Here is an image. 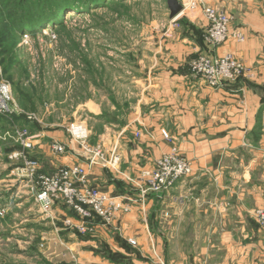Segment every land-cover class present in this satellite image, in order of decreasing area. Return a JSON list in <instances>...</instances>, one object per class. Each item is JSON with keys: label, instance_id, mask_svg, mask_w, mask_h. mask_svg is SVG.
<instances>
[{"label": "crops", "instance_id": "obj_1", "mask_svg": "<svg viewBox=\"0 0 264 264\" xmlns=\"http://www.w3.org/2000/svg\"><path fill=\"white\" fill-rule=\"evenodd\" d=\"M211 2L229 15L231 29L244 36L242 42H226L215 54L233 55L249 70L248 76L223 89L207 87L192 77L185 63L208 55L202 37L206 22L199 18L190 23L196 32L187 29L178 34L174 45L166 48L169 52L155 57L147 73L132 77L145 86L136 98L133 119L116 126L103 114L94 116L106 121L104 132L117 130L109 140L108 133L99 135L96 143L106 152L118 148L123 177L116 178L106 168L94 166L88 179L110 194L124 192L135 201L137 190L127 180L150 169L153 161L170 152L172 146L188 161L191 172L166 194L136 202L129 214L113 224L123 230L134 229L131 234L119 236L114 228H100L99 237L81 239L78 245L103 243L113 253L125 256L123 264H149L153 240L165 241L171 236L174 247L164 243L157 251L165 264H264V231L252 219V212L264 206V0ZM136 130L148 135L137 139ZM162 131L169 140L163 138ZM66 136L56 126L38 127L33 150L40 152L34 158L41 165V173L81 162L76 149L60 156L50 150L52 140L67 143ZM152 202L148 217L155 213L156 220L160 208L172 209L163 221L171 229L158 237L152 235L153 230L148 231L145 221ZM138 219L144 231L133 237ZM129 239L137 247L125 249L123 244L128 246ZM84 255L89 264H115L93 252ZM169 255L174 258L168 259Z\"/></svg>", "mask_w": 264, "mask_h": 264}, {"label": "rangeland", "instance_id": "obj_2", "mask_svg": "<svg viewBox=\"0 0 264 264\" xmlns=\"http://www.w3.org/2000/svg\"><path fill=\"white\" fill-rule=\"evenodd\" d=\"M36 2L0 0V82L10 85L16 109L10 121L0 117V206L6 209L0 215V264H89L84 254L94 253L99 243L95 247L78 245L85 235L62 224L64 215L69 216L67 212L57 206L51 214H43L36 209L33 200L24 195V190L16 195L15 187H10L8 181L11 179L6 177L16 167H21L20 162L8 160V156L20 148L11 131L24 127L37 136V128L43 125L46 128L56 126L66 134V128L75 121L84 122L91 129V144H98V136L103 133H108L109 140L117 130L109 128L104 132L102 127L106 121L94 116L103 114L105 120L114 121L116 126L133 119L136 98L145 86L144 82L132 77L147 73L155 57L158 59L169 52L166 48L174 45L177 35L184 34L191 20L199 18L184 14L171 22L165 0H126L114 6L91 9L88 13L70 11L63 15L62 26L52 30L46 25L30 34L29 28H19V21L32 14L27 7ZM70 13L75 15L67 18ZM205 32L206 27L203 40ZM197 57L185 63L192 77L189 64ZM27 117L31 119L26 120ZM6 132H11V136H4ZM141 134L148 135L144 130H136L135 138L139 139ZM162 136L169 140L166 131H162ZM173 149L179 155L175 146ZM38 153L32 149L28 155L31 158L39 156ZM35 172L47 175L53 171L41 173V165L37 162ZM140 172L130 179H138ZM119 173H114L116 178L123 177L121 165ZM153 205L152 202L146 210L145 221L148 231L153 230L152 235L158 237L171 229L163 221L171 215L172 209L169 206L160 208L156 220L153 212L151 218L148 217ZM253 212L252 219L264 231ZM126 215L119 216L118 220ZM141 221L138 219L133 237L144 231ZM112 228L119 236L134 230H123L121 226H106L101 230ZM97 233L94 239L99 237ZM166 238L165 241L154 238L153 259H148L147 263L165 264L163 255L157 251L164 243L174 247L173 238ZM131 247H137L136 242ZM169 258L173 259L174 255Z\"/></svg>", "mask_w": 264, "mask_h": 264}, {"label": "built area", "instance_id": "obj_3", "mask_svg": "<svg viewBox=\"0 0 264 264\" xmlns=\"http://www.w3.org/2000/svg\"><path fill=\"white\" fill-rule=\"evenodd\" d=\"M182 12L189 17L203 18L206 22L204 43L208 55H199L189 64L192 74L208 87L223 89L228 83H234L241 76H248L249 70L240 60L231 54L219 57L216 49L226 42L244 41V36L238 30L231 29V18L228 14L214 7L211 0H179ZM12 104L10 85L0 82V117L6 120L16 115L15 105ZM27 117L26 120H30ZM19 150L8 156L10 161L20 162L6 178L11 179L10 187H15L16 195L24 190V195L30 197L36 209L41 213L51 214L57 206L61 210L72 212L74 216L64 215L62 224L67 228L86 234L96 227L114 226L119 216L131 212L136 202L143 203L151 195H163L176 184L182 182L191 172L188 161L180 157L173 149L164 156L154 160L152 167L140 172L138 179H128L137 190L138 198L132 200L125 195H113L94 187L89 172L94 166H101L113 173H119L120 154L115 146L106 152L101 144L90 143V128L84 122H72L66 128L68 142L52 140L49 148L55 156L65 155L76 149L81 162L70 166H58L51 174H36L37 162L31 159L28 152L34 148L35 136L27 128H14L12 131ZM11 132L4 136L10 137ZM164 134V138L167 135ZM137 136H140L139 134ZM1 139V138H0ZM0 206V215L5 212ZM68 213V212H67ZM255 220L264 227V206L253 212ZM131 245L135 242L128 240Z\"/></svg>", "mask_w": 264, "mask_h": 264}, {"label": "trees", "instance_id": "obj_4", "mask_svg": "<svg viewBox=\"0 0 264 264\" xmlns=\"http://www.w3.org/2000/svg\"><path fill=\"white\" fill-rule=\"evenodd\" d=\"M125 1L126 0H37L36 3H31L32 5L27 7L28 10H30L29 14H32H30L29 17H26L25 20H22L24 17L20 19L19 28L21 30H23L24 28H29L28 32L30 34H34L38 30L44 28L46 25L53 30L63 25V22L65 21V17H63V15L65 13L67 14L70 11L73 12V10L77 11V13H88L91 11V9L114 6ZM32 10H34V13L32 12ZM187 29L196 32V30H194V28L189 25L187 26ZM199 37H201V35H199ZM240 80H237L236 83H238ZM31 159L38 162V160L34 157H31ZM93 186L97 187L96 185ZM97 188L105 192L104 189L100 187ZM120 194L123 195L124 192ZM67 212L69 216H74L72 212ZM99 230L100 227H96L93 231L84 234V239H94V233ZM129 246L131 245L127 246L123 244V247L125 249ZM127 250H129V248ZM94 253L106 260L108 259L115 264H123L124 262H126L124 260L125 256H122L118 253H113L110 250L109 246L103 243L99 244L98 249H96Z\"/></svg>", "mask_w": 264, "mask_h": 264}, {"label": "water", "instance_id": "obj_5", "mask_svg": "<svg viewBox=\"0 0 264 264\" xmlns=\"http://www.w3.org/2000/svg\"><path fill=\"white\" fill-rule=\"evenodd\" d=\"M166 8L169 10V20L175 19L181 12L182 7L179 0H165Z\"/></svg>", "mask_w": 264, "mask_h": 264}, {"label": "bare ground", "instance_id": "obj_6", "mask_svg": "<svg viewBox=\"0 0 264 264\" xmlns=\"http://www.w3.org/2000/svg\"><path fill=\"white\" fill-rule=\"evenodd\" d=\"M75 14L74 13H70L68 16H67V18L68 17H73Z\"/></svg>", "mask_w": 264, "mask_h": 264}]
</instances>
